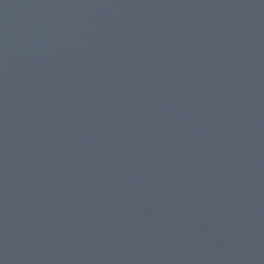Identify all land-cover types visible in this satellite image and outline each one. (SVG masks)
<instances>
[{
    "label": "water",
    "instance_id": "1",
    "mask_svg": "<svg viewBox=\"0 0 264 264\" xmlns=\"http://www.w3.org/2000/svg\"><path fill=\"white\" fill-rule=\"evenodd\" d=\"M0 264H264V0H0Z\"/></svg>",
    "mask_w": 264,
    "mask_h": 264
}]
</instances>
